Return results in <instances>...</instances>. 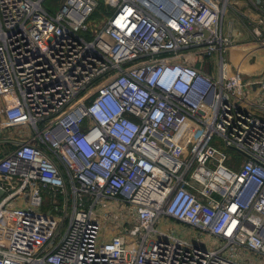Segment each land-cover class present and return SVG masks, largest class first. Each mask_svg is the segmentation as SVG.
<instances>
[{
    "label": "built area",
    "instance_id": "built-area-1",
    "mask_svg": "<svg viewBox=\"0 0 264 264\" xmlns=\"http://www.w3.org/2000/svg\"><path fill=\"white\" fill-rule=\"evenodd\" d=\"M43 1L0 0L1 112L35 132L0 159V264H264V67L242 70L264 52V0H246L257 18L233 0H106L115 11L91 41L79 33L100 0H65L56 15ZM231 9L253 44L239 48L232 21L224 31ZM197 55H215L219 76ZM189 123L200 131L186 147ZM104 201L128 208L108 214L119 234L107 240Z\"/></svg>",
    "mask_w": 264,
    "mask_h": 264
},
{
    "label": "rangeland",
    "instance_id": "rangeland-1",
    "mask_svg": "<svg viewBox=\"0 0 264 264\" xmlns=\"http://www.w3.org/2000/svg\"><path fill=\"white\" fill-rule=\"evenodd\" d=\"M235 1L236 0H233L232 4H234ZM64 3H65V0H44L43 7L51 14L56 15L61 10ZM114 3H117V0H114ZM108 4L109 3L106 2V0L99 1V7L96 13L92 16L90 20V30L80 31L79 34L81 37H84L86 40L91 41L94 38L93 31L98 26V24H101V22L105 19V17H110L113 15L115 11V4L112 5V7ZM229 12L230 10H228L224 18L225 26H227L228 19L231 16V12L230 13ZM247 44L251 45L253 44V41L250 40V41H246L245 43H240L239 48H242L246 46ZM231 53L232 52L227 53L225 55V58H226V61L231 65V67H234L235 66L233 65L234 63H236L237 65V64H240V62L243 60V57H242L243 53L239 50L238 52H234L233 54ZM210 67H211V70L213 71V74L215 76H219V61L217 60V57L215 55L211 57ZM263 67H264V52L259 51V52H255L254 54H251V57L247 58V60L242 64V70L245 74V79L248 80L251 77L258 76L262 72ZM199 131H200V128L198 126H194L190 123L187 124L183 132V139H184V143L186 147L192 146L191 143L194 141V139L195 140L197 139V137L199 136ZM213 145L219 150L225 152L228 156L233 157L234 160L241 159V154H239L234 149L227 147L225 143L223 142V139L220 138L218 135H215L214 140H213ZM188 149L189 148H186V150ZM51 209H52L51 205H45L43 207V210L46 212L50 211ZM99 209L101 213V220L103 222L102 225H103L104 232H109L108 230L110 229L111 221L107 219V216L110 212L115 210L119 213V215L124 214V218H126L125 214L128 213V208L124 207L122 209V206H119V204L115 202H113L112 204H107L104 201L102 206L99 207ZM62 216L63 218L67 219V222L63 224V226L66 225V227L62 229V234H64V231L67 228L69 219L67 216H65V214H63ZM157 228L162 232L177 234L183 239L190 240L191 243H197V242L199 243L203 241L201 236H198V234H195L196 231L192 230L191 233L190 232L187 233L183 225L175 221H172V220L166 222L165 219H161L157 223ZM59 240L60 238L58 239V241ZM206 241H207L205 244L206 246L204 247L212 248L216 246L215 241H213L212 239L206 238ZM244 257L246 260L250 259L249 261L250 264H261L259 263V261H256L257 257L252 256V255H242L241 254V256H238V259L241 261H244Z\"/></svg>",
    "mask_w": 264,
    "mask_h": 264
},
{
    "label": "crops",
    "instance_id": "crops-1",
    "mask_svg": "<svg viewBox=\"0 0 264 264\" xmlns=\"http://www.w3.org/2000/svg\"><path fill=\"white\" fill-rule=\"evenodd\" d=\"M233 8L242 12V14L247 17L257 18V15L253 12V10L251 9L250 5L246 2V0H236L232 6V9ZM232 9L230 11L231 16L228 19L227 26H225L224 24V31L227 32L229 30V22L232 21L234 34L235 35H237L238 33L241 34L240 36L241 43L242 41L243 42L250 41L251 38L246 26L248 20L246 18H237L235 12ZM234 52L235 51H232L231 54H233ZM193 61H194V65L199 69L213 75L214 77H218L215 76L213 74V71L211 70L210 67L211 58L199 57L197 55V58L194 57ZM233 65L237 66L236 63H234ZM235 66L234 68H236ZM234 68L233 67L230 68L229 70L230 73L234 71ZM2 108H3V103L0 99V159L13 152L16 148V145L19 142L29 140L35 133L34 128L32 126H10L7 123L6 117L1 112ZM37 144L38 146H41L45 150L44 146H42L38 142ZM20 205H23V203ZM108 231L109 232H103V238L105 240L110 239L112 236L116 234H119V230L117 229V226L115 224L114 225L111 224L110 229Z\"/></svg>",
    "mask_w": 264,
    "mask_h": 264
},
{
    "label": "bare ground",
    "instance_id": "bare-ground-1",
    "mask_svg": "<svg viewBox=\"0 0 264 264\" xmlns=\"http://www.w3.org/2000/svg\"><path fill=\"white\" fill-rule=\"evenodd\" d=\"M185 129V128H184ZM184 131V130H183Z\"/></svg>",
    "mask_w": 264,
    "mask_h": 264
}]
</instances>
